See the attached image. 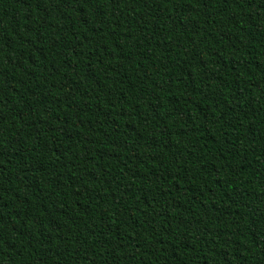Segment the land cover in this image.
<instances>
[{
    "label": "trees",
    "instance_id": "16d2710c",
    "mask_svg": "<svg viewBox=\"0 0 264 264\" xmlns=\"http://www.w3.org/2000/svg\"><path fill=\"white\" fill-rule=\"evenodd\" d=\"M0 264H264V0H0Z\"/></svg>",
    "mask_w": 264,
    "mask_h": 264
}]
</instances>
